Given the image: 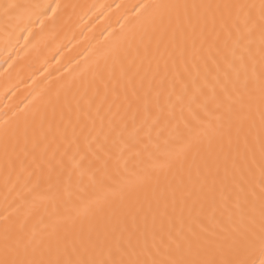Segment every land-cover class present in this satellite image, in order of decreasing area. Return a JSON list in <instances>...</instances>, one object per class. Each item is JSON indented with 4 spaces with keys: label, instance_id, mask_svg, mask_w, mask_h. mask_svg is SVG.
I'll use <instances>...</instances> for the list:
<instances>
[{
    "label": "bare ground",
    "instance_id": "6f19581e",
    "mask_svg": "<svg viewBox=\"0 0 264 264\" xmlns=\"http://www.w3.org/2000/svg\"><path fill=\"white\" fill-rule=\"evenodd\" d=\"M262 225L264 0H0V261L260 264Z\"/></svg>",
    "mask_w": 264,
    "mask_h": 264
},
{
    "label": "snow or ice",
    "instance_id": "6c2138e0",
    "mask_svg": "<svg viewBox=\"0 0 264 264\" xmlns=\"http://www.w3.org/2000/svg\"><path fill=\"white\" fill-rule=\"evenodd\" d=\"M242 7V6H241ZM262 233H264V225H262ZM261 253L264 255V235L261 236ZM0 264H37V262L29 261H9V260H2L0 261ZM39 264H44L43 261L39 262ZM56 264H73L72 261H63L59 262L57 261ZM101 264H107V262H101ZM111 264H126L124 261H113ZM128 264H149L147 261H131L128 262ZM150 264H164V262L160 261H151ZM168 264H255L254 261L247 258L246 255H239L236 259L233 260H227V261H216V260H208V261H181V260H172L168 262ZM260 264H264V258L260 260Z\"/></svg>",
    "mask_w": 264,
    "mask_h": 264
}]
</instances>
